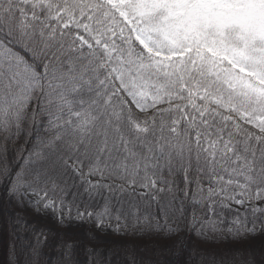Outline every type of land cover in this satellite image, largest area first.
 Masks as SVG:
<instances>
[{"label": "snow or ice", "instance_id": "obj_1", "mask_svg": "<svg viewBox=\"0 0 264 264\" xmlns=\"http://www.w3.org/2000/svg\"><path fill=\"white\" fill-rule=\"evenodd\" d=\"M21 136L31 147L0 181L61 227L264 234V0H0L5 161ZM85 195L103 206L81 209ZM28 227L37 244L52 231ZM58 247L73 264L76 241Z\"/></svg>", "mask_w": 264, "mask_h": 264}, {"label": "rangeland", "instance_id": "obj_2", "mask_svg": "<svg viewBox=\"0 0 264 264\" xmlns=\"http://www.w3.org/2000/svg\"><path fill=\"white\" fill-rule=\"evenodd\" d=\"M7 206L14 228L17 227L18 218H20L28 225L51 229V233L54 236L51 243L55 252L58 250H56L54 244L61 237L64 238L67 235L118 248L123 258H127L123 264H132L133 258H135V264H173L176 257L184 254H178L180 251H187L191 257L213 259L220 264H234L242 260V258L254 260L255 264H264V234L249 236L238 241L229 239L226 242L222 239L198 238L195 232L189 230L187 222H185L182 225L184 230L179 233V236L164 240L154 234L146 232L141 234L140 228H136L134 232L133 223H128L127 234H124L123 229L118 234L113 230L115 226L114 220L110 222L112 226L104 229H97L94 220L79 222L74 218L66 220L64 222L65 226L61 227L57 225L51 211L44 215L38 214L32 208L18 206L9 195L7 196ZM240 211H244V209L240 208ZM189 212H191V207H187L186 212V215L190 218ZM74 216L75 211H73ZM23 236H26V233H23ZM180 237L184 238L183 246L176 245L169 250L170 246ZM77 260L81 263L87 258L85 256Z\"/></svg>", "mask_w": 264, "mask_h": 264}, {"label": "trees", "instance_id": "obj_3", "mask_svg": "<svg viewBox=\"0 0 264 264\" xmlns=\"http://www.w3.org/2000/svg\"><path fill=\"white\" fill-rule=\"evenodd\" d=\"M31 144L25 143V136H21L20 139L15 142H9L8 151L6 156V161L4 156H0V165L7 162L10 166L15 167L18 170L20 164L23 163L22 159H17L19 155H27V151L21 153V149L30 148ZM71 181L69 184L71 185ZM77 183L79 181L77 180ZM181 187L183 185L181 184ZM77 189L74 187H69L70 192H75ZM80 191H83L81 188ZM103 196H108L109 193L107 189L102 190ZM7 186L0 181V264H64L65 257L63 255L62 249L58 247L62 239H72L76 241V247L73 252V264H123L127 258L119 253L120 250L110 245H101L93 241L78 239L77 237H70L65 235L64 238L61 237L59 241L54 244L57 252L53 251V245L51 240L54 239L53 234L50 232L47 235L45 240L44 236L40 237V243L37 244L36 237L28 227L30 225L24 222V227L21 226V223L18 222L17 227H13L11 216L8 212L7 206ZM125 200L128 197H124ZM72 200L71 195L68 196L66 203ZM85 203H90L93 206L98 205L99 207L103 206V198L95 197L93 201L89 202L88 197L85 195L82 197V202L80 204L81 209ZM75 211V210H74ZM152 211L159 214V210L156 205L152 206ZM192 211V209H191ZM243 213L244 211H240ZM199 214V212H198ZM143 215V212L141 213ZM191 215V212H189ZM235 210H223V215L220 216V219L224 221V227L226 228L233 218L235 217ZM251 215L249 214V220ZM128 223H133V218H128ZM39 231L40 227H35ZM18 231V232H16ZM23 233H26V236H23ZM36 248L38 255H33L32 249ZM93 251H89V250ZM180 256L174 259L173 264H212L213 259H207L206 257H191L187 251H180L178 254ZM87 260L79 263L77 259L85 257ZM251 259H243L234 263L242 264V262L249 261ZM216 264H220L214 260ZM255 264L254 260H251Z\"/></svg>", "mask_w": 264, "mask_h": 264}]
</instances>
